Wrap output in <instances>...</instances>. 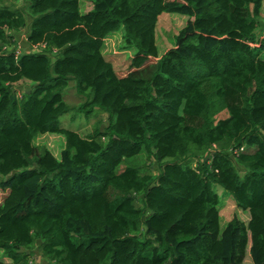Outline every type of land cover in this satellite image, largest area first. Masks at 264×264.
Here are the masks:
<instances>
[{"label":"trees","instance_id":"1","mask_svg":"<svg viewBox=\"0 0 264 264\" xmlns=\"http://www.w3.org/2000/svg\"><path fill=\"white\" fill-rule=\"evenodd\" d=\"M90 2L0 0V264H36L35 249L44 264H264L263 0ZM163 13L188 21L159 56ZM120 29L126 70L102 54ZM70 82L105 127H61ZM47 134L59 160L33 142ZM216 186L247 223L221 229Z\"/></svg>","mask_w":264,"mask_h":264},{"label":"rangeland","instance_id":"2","mask_svg":"<svg viewBox=\"0 0 264 264\" xmlns=\"http://www.w3.org/2000/svg\"><path fill=\"white\" fill-rule=\"evenodd\" d=\"M4 3L13 4L19 10L25 11L27 9V0H4ZM91 9L92 3L90 2V0H80V11L82 14L89 12ZM187 21V17L178 14L163 13L159 16L155 38L159 56L163 55L166 51L174 47L175 37L176 35H178L179 31L185 27ZM260 24H264V0L262 4ZM23 32L24 30H21L20 34L16 36V47L19 55H22L24 52L27 53L28 51V49H26V47L23 45ZM123 40L124 35L122 29L109 35L103 42L102 54L105 55L107 60H110L113 63L116 69L126 70L128 68L127 66L130 59L135 53V50L131 48H125ZM74 85L75 82H70L68 87L63 91L64 101L69 105L71 110L63 117H61V127L64 129L76 131L83 136L91 133L94 126L100 120H103L104 122L102 128L105 127L107 124L106 116L102 114H92L86 117L84 113L79 112V108L82 106L85 99L81 98L76 93ZM29 87V84L23 82L13 85V88L20 95L27 93L29 91ZM223 117H225L224 113H221L218 116V118ZM33 142L35 145L45 146L57 160H59L60 153L64 149V137L61 135L47 134L37 136ZM206 159L207 158L204 159L205 162L210 161V159H208V161H206ZM192 166L196 167L194 163H192ZM145 172H150L153 176H156L159 174V167L153 162L152 165H150V168ZM215 191L220 197L218 213L220 217L221 229H223L234 216L239 218L244 223L248 222L249 214L239 209L229 195L224 194L223 190L219 186L215 187ZM4 195L5 194L1 193L0 199H2ZM0 260L6 263L10 262V260L3 256L1 252ZM32 261L36 264H44V262L40 259L39 251H37L36 249L34 250V254L32 255ZM244 264H251V260L248 254L245 257Z\"/></svg>","mask_w":264,"mask_h":264},{"label":"built area","instance_id":"3","mask_svg":"<svg viewBox=\"0 0 264 264\" xmlns=\"http://www.w3.org/2000/svg\"><path fill=\"white\" fill-rule=\"evenodd\" d=\"M42 47H43V45H42ZM37 49H38L37 46H34V47L32 48V50H37ZM242 151H243V148H237V149H231V150H229V153H230L233 157H238L239 154H240ZM208 159H211V155H209V156L207 157L206 161H208Z\"/></svg>","mask_w":264,"mask_h":264}]
</instances>
